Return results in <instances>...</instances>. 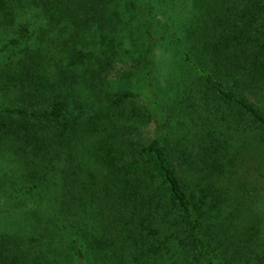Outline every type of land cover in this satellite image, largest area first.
Returning <instances> with one entry per match:
<instances>
[{
	"label": "trees",
	"instance_id": "16d2710c",
	"mask_svg": "<svg viewBox=\"0 0 264 264\" xmlns=\"http://www.w3.org/2000/svg\"><path fill=\"white\" fill-rule=\"evenodd\" d=\"M0 198V264H264V0H0Z\"/></svg>",
	"mask_w": 264,
	"mask_h": 264
},
{
	"label": "rangeland",
	"instance_id": "374dc122",
	"mask_svg": "<svg viewBox=\"0 0 264 264\" xmlns=\"http://www.w3.org/2000/svg\"><path fill=\"white\" fill-rule=\"evenodd\" d=\"M159 68H160V74H159V79H160V83H161V85L162 86H168V85H170V82H171V80H170V76H169V72H167L168 70H170L169 69V66H166V64H162V65H160L159 66ZM160 92V91H159ZM163 93L162 92H160L159 93V95H160V97H161V101H164V99H165V97L162 95ZM159 97V98H160ZM164 98V99H163ZM6 169H8V170H11L10 168H7V167H9V163L8 162H6L4 165H3ZM9 182H10V180H9ZM1 200H0V206H3V205H5V204H10L11 206H13V207H22L23 206V204H20L19 202H18V200H16V201H14V202H8V201H3V199L2 198H0ZM14 204V205H13ZM19 213H22V212H19ZM3 215H6V214H4V213H2V212H0V221L4 218V216ZM13 215H15V214H13ZM7 216H9V215H6V217ZM5 217V219L3 220V222H6V221H10V224H13L14 222H20V221H24V219L25 218H23V217H14V216H10V217H7L6 218Z\"/></svg>",
	"mask_w": 264,
	"mask_h": 264
}]
</instances>
